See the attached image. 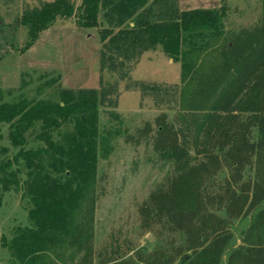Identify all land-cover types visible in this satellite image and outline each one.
<instances>
[{
  "label": "trees",
  "instance_id": "1",
  "mask_svg": "<svg viewBox=\"0 0 264 264\" xmlns=\"http://www.w3.org/2000/svg\"><path fill=\"white\" fill-rule=\"evenodd\" d=\"M223 14L178 10L175 0H81L76 7L69 0H54L17 18L16 27L26 31L19 53L59 17H73L79 28H96L99 71L121 81L128 80L144 53L160 50L169 58L182 56L181 82L193 78L196 83L198 102L190 109L206 111L198 127L197 162L155 188L137 207L140 229L154 234L152 250H135L127 259L100 252L98 264H220L232 239L231 223L247 217L241 244L227 251L224 264H264V15L255 25L225 36ZM205 48L214 52L212 63L188 59ZM132 89L143 93L151 86L134 82ZM116 95L115 86L101 85L99 91L61 90L56 103L0 102V132L1 125H8L12 146L25 144L24 134L34 123L40 126L38 139L43 143L34 150L21 147L13 159L0 160V201L6 191L23 190L32 206L30 227L17 228L9 240L0 236L8 264H54L48 254L59 255L53 249L67 238V219L76 204L92 211L93 198L90 206L84 204L96 162L109 154L115 137L98 132V110L109 98L112 106ZM180 122L177 113L168 121L161 112L122 140L142 146L148 156L177 171L188 152ZM63 123L71 124L72 131L53 138L51 133ZM83 219L82 227L90 231L91 218Z\"/></svg>",
  "mask_w": 264,
  "mask_h": 264
},
{
  "label": "rangeland",
  "instance_id": "2",
  "mask_svg": "<svg viewBox=\"0 0 264 264\" xmlns=\"http://www.w3.org/2000/svg\"><path fill=\"white\" fill-rule=\"evenodd\" d=\"M53 1L0 0V24H3L0 28V102L56 103L61 90L99 91L101 85L115 86L117 95L112 106L108 105L111 102L109 98L105 106L98 110V132L115 137L111 139L109 154L96 162L93 187L84 204L90 206V199L93 198L92 211L80 210L76 204L72 218L67 219V238L63 244L54 246L53 251L59 255L56 257L49 253L48 256L54 264H98L97 254L100 252L114 259H127L135 250L150 252L156 240L152 231L140 229L137 207L155 188L166 184L173 175L179 177L197 162L198 127L206 111L190 109L198 102L194 101L196 83L193 78L187 83L181 82L182 56L169 58L160 50L144 53L131 69L128 80H118L107 72L100 73L97 29L79 28L71 16L57 18L24 53H19L26 40V31L16 27L17 18L26 9L38 8ZM69 1L76 7L81 0ZM175 4L182 11L222 10L225 36L255 25L264 15V0H175ZM99 24L106 27V22L100 18ZM191 45H186L185 52ZM188 59L206 65L212 63L215 56L212 49L205 48L204 51L191 53ZM134 82H143L151 89L143 93L133 90ZM161 112L166 114L168 121L176 113L180 116L182 137L188 152L177 164V171L172 164L156 161L151 154L148 156L142 146L133 147L122 140L125 134H132L144 122L152 123ZM39 128V124L34 123L25 132L23 150L43 146L38 139ZM70 131L72 125L63 123L51 134L53 138H59ZM21 147L11 145L8 125H1L0 160L13 159ZM150 157L151 160L148 159ZM17 168L20 179L24 180L25 170L21 162ZM224 175L222 173L219 177ZM31 208L23 190L4 192L0 201V236L9 240L17 228L30 227L28 213ZM83 218H91L90 231L82 227L80 222ZM247 225L248 217L231 223L232 239L220 264H224L228 250L241 244ZM8 263H11L8 251L0 248V264Z\"/></svg>",
  "mask_w": 264,
  "mask_h": 264
}]
</instances>
